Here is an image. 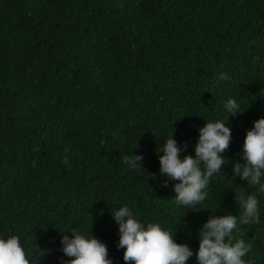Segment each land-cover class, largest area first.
Returning <instances> with one entry per match:
<instances>
[{"label":"trees","instance_id":"trees-1","mask_svg":"<svg viewBox=\"0 0 264 264\" xmlns=\"http://www.w3.org/2000/svg\"><path fill=\"white\" fill-rule=\"evenodd\" d=\"M261 118L264 0H0V238L18 236L32 264H61L62 234L92 232L125 264L111 214L127 205L178 231L197 264L209 216H239V187L257 192L232 165ZM217 120L232 129L228 162L204 202L180 206L157 154L174 133L194 156L198 129ZM132 152L144 170L122 163ZM257 197L260 222L233 232L252 244L245 264H264Z\"/></svg>","mask_w":264,"mask_h":264},{"label":"clouds","instance_id":"clouds-1","mask_svg":"<svg viewBox=\"0 0 264 264\" xmlns=\"http://www.w3.org/2000/svg\"><path fill=\"white\" fill-rule=\"evenodd\" d=\"M221 79H227V75L223 74ZM224 107L231 113L230 116L243 113L236 99H228ZM226 123L223 120L205 122L204 127L198 129L194 156L182 157L187 144L178 146L174 133L161 146L162 151L157 154L159 173L178 181L173 186L176 193L174 200L178 205L195 207L208 198L207 189L212 177L220 173L228 162L222 156L232 138V129ZM241 159L243 163H233V175L247 185L258 186L257 192L264 194V183L261 182L264 177V118L254 121L253 127L246 132ZM143 160V155H134L133 152L122 155V163L132 170L143 169ZM65 163H68L67 159ZM245 189L239 187L234 197L241 209L239 216L230 213L210 215L202 225L198 236L199 248L195 252L197 264H245L243 257L251 251L252 244L243 238L242 231L238 239L234 238L233 232L238 224L260 222L257 192L249 194ZM111 215L118 225V248L124 249L125 264H188L194 255L188 245L176 242L178 231L173 233L171 228L166 229L158 222L142 223L139 213L127 205ZM70 232L71 239L62 234L60 241L63 246L61 251L69 258L62 260L61 264H113L107 245L95 238L92 232L90 237L76 229ZM0 264H32L18 236L0 238Z\"/></svg>","mask_w":264,"mask_h":264}]
</instances>
